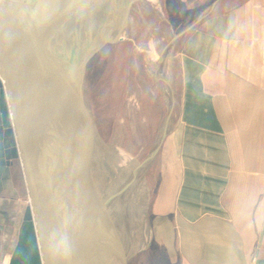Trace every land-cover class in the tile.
<instances>
[{"label":"crops","instance_id":"obj_1","mask_svg":"<svg viewBox=\"0 0 264 264\" xmlns=\"http://www.w3.org/2000/svg\"><path fill=\"white\" fill-rule=\"evenodd\" d=\"M170 1L182 20L165 78L174 117L148 247L156 264H264V0ZM8 171L0 264L29 207L18 197L20 174L28 197L20 162Z\"/></svg>","mask_w":264,"mask_h":264},{"label":"water","instance_id":"obj_2","mask_svg":"<svg viewBox=\"0 0 264 264\" xmlns=\"http://www.w3.org/2000/svg\"><path fill=\"white\" fill-rule=\"evenodd\" d=\"M137 1L41 0L28 6L0 0V129L12 137L0 143V180L18 160L30 202L8 264L129 263L119 231L109 236L102 225L96 228L106 197L88 149L90 130L103 155L100 165L108 175L112 167L85 87L91 62L130 36L127 25ZM86 17L88 28L68 40L62 33L67 22L79 25ZM171 114L172 108L152 153L109 199L124 194L155 159Z\"/></svg>","mask_w":264,"mask_h":264},{"label":"rangeland","instance_id":"obj_3","mask_svg":"<svg viewBox=\"0 0 264 264\" xmlns=\"http://www.w3.org/2000/svg\"><path fill=\"white\" fill-rule=\"evenodd\" d=\"M174 12L170 0H138L127 25L130 36L106 47L88 67L86 102L112 167L108 175L105 166H99L105 177V182L101 181L105 200L128 183L133 169L152 153L163 134L174 100L172 85L165 79L174 55L170 44L180 31L178 22H182ZM170 124L155 159L124 194L110 199L128 264H156L158 260L154 243L152 248L148 243L154 233L156 173L172 128ZM91 132L88 148L91 154H96L100 147ZM6 140H12L11 135L0 129V143ZM17 181L20 202L30 205L24 186L19 187L21 174Z\"/></svg>","mask_w":264,"mask_h":264},{"label":"bare ground","instance_id":"obj_4","mask_svg":"<svg viewBox=\"0 0 264 264\" xmlns=\"http://www.w3.org/2000/svg\"><path fill=\"white\" fill-rule=\"evenodd\" d=\"M24 2H25V4H27L28 6L30 5H32V6H39L41 3V0H35V2L33 1V0H23ZM66 1H68V0H66ZM69 1H72V0H69ZM140 1V0H139ZM147 1H149V0H147ZM34 2V3H33ZM51 2L53 3V0H51ZM144 2V1H143ZM142 2V3H143ZM51 4H49L48 6H50ZM42 7V6H41ZM89 13H87V15H88ZM83 17H85V16H83ZM87 17H89V16H87ZM85 18L83 21H82V23H80L79 25H77L78 23H76V20L75 21H68L67 22V24L65 25V28H64V30H63V32L62 33H65L64 34V36H66L67 38H68V40L70 39H74L75 38V35H81L82 34V31H83V29L84 28H88V25H87V21H86V19H88V18ZM79 18V17H78ZM129 23V22H128ZM131 24V23H130ZM131 26V25H130ZM132 27V26H131ZM91 136H93L94 137V135H93V131L91 132ZM89 137H90V135H89ZM87 143H88V141H87ZM89 149V148H88ZM92 156L91 157H93V161L95 160V162L97 163V174H99L100 175V177H101V181L102 180H104V178L105 177H103L104 175H103V172H102V170L101 171H99L100 170V168H99V166H100V163H101V157H103V155H102V152H98V153H96V154H91ZM97 156V157H96ZM109 156V155H108ZM91 157H90V160H91ZM92 161V160H91ZM89 162L90 161H88L87 162V169H86V172H85V175H84V179H85V183H86V186L88 185V182H89V179H90V170H89ZM105 175H106V173H104ZM103 183L105 182V180L104 181H102ZM102 183V184H103ZM85 188V187H84ZM103 208H104V215H103V217H102V220H103V222H102V224H101V220H97V222H96V228L97 229H100V227H101V225H102V229L103 230H105V231H107L108 232V234H109V236L113 233V232H117V231H119V224L117 223V221L114 219V213H113V210H111L112 209V206H111V201H110V199L109 198H107L105 201H103ZM109 216H111V217H109ZM113 217V218H112ZM91 228V232L93 231V228L92 227H90ZM118 233V232H117ZM119 236H120V233L118 234Z\"/></svg>","mask_w":264,"mask_h":264}]
</instances>
